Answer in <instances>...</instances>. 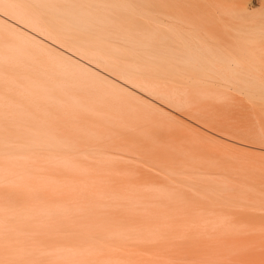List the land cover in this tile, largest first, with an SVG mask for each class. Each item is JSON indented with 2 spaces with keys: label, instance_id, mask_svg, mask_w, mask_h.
<instances>
[{
  "label": "rangeland",
  "instance_id": "rangeland-1",
  "mask_svg": "<svg viewBox=\"0 0 264 264\" xmlns=\"http://www.w3.org/2000/svg\"><path fill=\"white\" fill-rule=\"evenodd\" d=\"M0 7L105 68L81 71L74 54L0 22V264H264V106L252 93L164 74L93 24L65 36L58 0ZM33 128L64 146L22 150Z\"/></svg>",
  "mask_w": 264,
  "mask_h": 264
},
{
  "label": "bare ground",
  "instance_id": "bare-ground-1",
  "mask_svg": "<svg viewBox=\"0 0 264 264\" xmlns=\"http://www.w3.org/2000/svg\"><path fill=\"white\" fill-rule=\"evenodd\" d=\"M58 1L62 2L65 9L60 12L59 17L61 34L85 36L88 33L86 28L91 24L99 26L101 28L97 35L109 41L108 45L114 50L119 46L133 48L132 50H137L135 54L143 50L148 56L151 55V60L160 66L164 74L176 77L197 76L198 80L205 83L214 78L220 79L237 89L252 93L259 105L264 106V7L257 9L254 0ZM82 6L85 8L103 6L109 13L121 14L125 19L120 20L117 14L116 18L110 14L104 17L100 12L71 9ZM69 11H72V17L79 18V28L70 22ZM40 12L44 14L43 11ZM0 22L15 29L23 30L21 27L23 26L32 31V35L37 34L38 36L34 35L36 38L43 37L74 54L76 57L71 56L70 59L81 71L88 67L96 72L99 71L96 68L105 71L97 60H87L79 52L69 48L66 43L51 38L36 24H31L20 15L11 14L2 7H0ZM127 22L130 23L129 27ZM84 25L85 29H83ZM40 40L52 46L51 43ZM82 45L79 43L80 51L84 49ZM90 47H93L94 50L91 52L97 59L110 62V57L103 54L102 43L92 42ZM3 60L4 63L10 62L6 54ZM14 62L33 68L32 71L35 70V64L28 60L16 59ZM56 66L60 70L65 69L61 59ZM34 78L31 86L39 89L40 83ZM121 79L127 81L124 77ZM27 135V138L23 136L25 142L20 144L21 149L25 151H35L39 148L59 149L64 146L59 138L53 137L47 131L41 134L33 128Z\"/></svg>",
  "mask_w": 264,
  "mask_h": 264
}]
</instances>
